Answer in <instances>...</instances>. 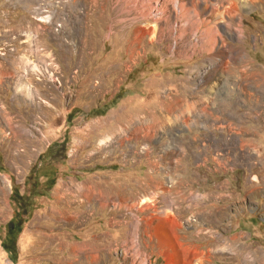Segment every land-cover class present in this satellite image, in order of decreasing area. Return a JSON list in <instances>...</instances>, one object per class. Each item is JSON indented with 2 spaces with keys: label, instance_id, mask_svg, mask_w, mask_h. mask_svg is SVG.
<instances>
[{
  "label": "rangeland",
  "instance_id": "374dc122",
  "mask_svg": "<svg viewBox=\"0 0 264 264\" xmlns=\"http://www.w3.org/2000/svg\"><path fill=\"white\" fill-rule=\"evenodd\" d=\"M41 1L0 0V264H149L143 221L161 207L191 255L181 264H264V0L237 2L240 38L223 37L233 75L199 39L180 58L174 36L129 50L121 27L103 30L122 18L117 0L77 70L60 22L42 32ZM15 188L28 207L6 252Z\"/></svg>",
  "mask_w": 264,
  "mask_h": 264
},
{
  "label": "bare ground",
  "instance_id": "6f19581e",
  "mask_svg": "<svg viewBox=\"0 0 264 264\" xmlns=\"http://www.w3.org/2000/svg\"><path fill=\"white\" fill-rule=\"evenodd\" d=\"M245 1H254L256 8L261 5L260 0ZM20 2L22 9L27 11H29V7L38 4V0H20ZM106 2L107 0H42L40 8H36L37 13L46 12V10H50L53 13L47 18L42 16L40 20L38 19L43 26L42 32L46 35L48 33L50 35L53 34L55 22H60L59 29L55 30V41L63 48H66L68 53L69 51L74 52L75 59L72 67L77 70L86 60L91 59V55H94L93 50L96 46L94 44V37L96 36L94 31L97 29H95L96 26L92 25V22L97 18V12L101 7H110V3L108 2L106 5ZM237 2L239 5L244 3L243 0H117V3H121L119 17L122 18L116 21V18L102 21L103 25L107 24L106 27H103V30L108 29L109 36L113 37L115 29L121 27L120 32L123 34V39L128 42L129 50L133 52H136L139 49V45L147 38L148 44H153L161 42L167 37L174 36L175 40L180 41L177 51L173 53L175 58L184 56L182 55L184 49L185 51L193 49L196 52L195 39H199L198 42L201 41L202 43L201 52L209 54H215L217 51L221 52L222 61L220 65L223 71L233 75L231 70H229L231 58L226 55L227 53L225 54L223 37L224 35L235 36L231 32L233 21L236 22L238 28L242 26V18ZM114 8L110 7L112 14ZM211 16H214L217 20L213 25L208 20ZM138 22H141V24ZM203 27L205 28L202 29ZM239 33H242V31L239 30ZM237 35L235 37L239 39L240 36ZM167 47L170 49L171 45H167ZM42 66V70L48 72L55 70L45 64H41ZM77 70L74 74H78ZM110 70L111 73L118 71L115 66L110 67ZM249 80L256 79L252 77ZM173 82H167L166 88L174 91L180 88L188 89L185 85ZM175 102L181 104L187 103V100L179 98ZM187 106L188 110L194 107L190 103Z\"/></svg>",
  "mask_w": 264,
  "mask_h": 264
},
{
  "label": "crops",
  "instance_id": "0c3cea01",
  "mask_svg": "<svg viewBox=\"0 0 264 264\" xmlns=\"http://www.w3.org/2000/svg\"><path fill=\"white\" fill-rule=\"evenodd\" d=\"M177 222V218L170 215L167 208L163 207L153 210L146 216L143 221L146 233L143 238L145 249L142 251L139 248V254H142L144 260L147 257L149 264H170L167 263L168 260H172L174 264L189 263L191 255L186 254L182 249Z\"/></svg>",
  "mask_w": 264,
  "mask_h": 264
},
{
  "label": "trees",
  "instance_id": "16d2710c",
  "mask_svg": "<svg viewBox=\"0 0 264 264\" xmlns=\"http://www.w3.org/2000/svg\"><path fill=\"white\" fill-rule=\"evenodd\" d=\"M50 183V180H47V184ZM54 182L51 184V188L53 187ZM23 197L19 196L17 189L15 188L13 190L11 201H13L15 204H18L19 211L15 212L13 217L9 220V222L6 224V236L3 241V248L6 252H13L16 249V240L19 236V234L22 231L23 223L26 220L22 219V215L26 214L27 209L23 202Z\"/></svg>",
  "mask_w": 264,
  "mask_h": 264
}]
</instances>
